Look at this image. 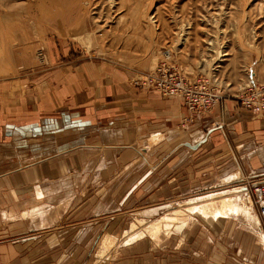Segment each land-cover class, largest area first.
I'll return each mask as SVG.
<instances>
[{"label":"crops","instance_id":"crops-1","mask_svg":"<svg viewBox=\"0 0 264 264\" xmlns=\"http://www.w3.org/2000/svg\"><path fill=\"white\" fill-rule=\"evenodd\" d=\"M101 70L75 77L76 92L66 100L63 96L61 102L52 101L50 108H41L44 98L39 100L34 105L40 107L39 122L32 117L30 97V106L25 108L31 116L25 113L16 126L1 123L5 106L7 115L16 118L12 116L15 100L10 93L7 100L1 97L6 92L0 87L2 221L21 220L23 213L34 208L44 209L36 216L40 217L53 205L52 200L70 206L63 220L71 222L60 229L40 234L29 230L0 241V264H90L97 247L91 252L96 223L83 219L87 212L80 215V206L94 211L99 203L96 193L112 189L114 181L119 189L132 182L130 191L121 196L115 209L110 208V200L102 203L104 213L96 218L99 222L113 223L125 214L152 216L175 199L200 192L220 179L264 176V114L253 117L238 102L223 100L208 114L179 127L192 116L180 100L163 98L155 90H136L125 80L111 77L105 68ZM215 123L219 126L213 129ZM152 189L155 192L150 194ZM146 190L149 194L143 208L118 212L123 201L133 203V195ZM37 202L39 207H34ZM111 224L104 231L111 230ZM255 224L262 227L257 217ZM204 237L211 246L200 248L198 254L166 256L155 247L154 260L151 247L137 243L120 247L114 263L105 259L98 264L263 262L262 239L252 230L206 233Z\"/></svg>","mask_w":264,"mask_h":264},{"label":"rangeland","instance_id":"rangeland-1","mask_svg":"<svg viewBox=\"0 0 264 264\" xmlns=\"http://www.w3.org/2000/svg\"><path fill=\"white\" fill-rule=\"evenodd\" d=\"M22 1L0 0V12L7 16L0 29L9 33L1 42L7 51L3 52L6 59L0 66V87L6 92L1 97L7 100L10 93L9 97L15 100L12 116L16 118L12 120L7 115L5 106L6 117L1 122L5 125L16 126L19 119L25 118V113L29 117L31 112L39 122L40 107L34 106L39 100L44 98L41 108L46 109L51 107L52 101L61 102L63 96L68 99V94L77 90L73 85L75 77H86L99 68H102L101 73L105 68L111 72V77L125 80L136 90H144L139 87L140 81L164 63L168 55L167 66L181 69L192 79L206 81L218 91V100L209 110L183 119L179 127L208 114L223 100L238 102L244 109L240 99L247 91L264 84V0H52L55 5H51L50 0ZM10 4L12 9L4 13L2 8ZM23 23L25 32L21 29ZM30 97L31 112L25 108L30 106L27 103ZM218 126L215 123L213 129ZM225 164L228 168L231 165ZM235 181L229 179L230 183H218L220 186L212 182L210 187L175 199L149 217L142 213L125 214L113 223L99 222L96 218L104 213L101 204L110 200V208L115 209L132 183L119 189L117 181L112 182V189L96 193L99 203L94 211L80 206V215L87 212L83 219H95L96 223L93 226L97 236L91 252L97 247L90 264L105 259L114 263L120 256V247L137 243L151 247L154 260L155 247H160L161 255L166 256L198 254L200 248L211 246L205 241L206 233L249 229L258 233L264 246V226L261 224L263 228H260L255 224L257 212H252L254 209L244 187L247 181L263 182L264 176ZM148 192L135 193L131 198L133 203L123 201L118 212L143 208ZM153 192L154 189L150 194ZM189 199H193L191 203H184ZM50 202L53 205L47 207L48 212L34 219L23 217L7 222L0 217V241L29 233V230L40 234L71 223L63 220L70 206ZM33 206L39 207V203ZM92 214L95 217L88 218ZM108 224L111 230L104 231ZM176 224H181L182 228ZM137 232L141 233L138 237ZM103 240L105 247L101 245ZM182 241L186 242L182 244Z\"/></svg>","mask_w":264,"mask_h":264},{"label":"built area","instance_id":"built-area-1","mask_svg":"<svg viewBox=\"0 0 264 264\" xmlns=\"http://www.w3.org/2000/svg\"><path fill=\"white\" fill-rule=\"evenodd\" d=\"M169 61L168 55L164 58V63L159 64L144 81H140L139 87L144 90L151 88L165 98H177L191 115L209 110L218 100V91L209 87L206 81L192 79L181 69L167 66L166 62ZM240 104L253 115L262 116L264 114V84L260 88L247 91L240 99ZM244 187L251 206L256 209L258 220L264 226V181L258 183L247 181Z\"/></svg>","mask_w":264,"mask_h":264},{"label":"bare ground","instance_id":"bare-ground-1","mask_svg":"<svg viewBox=\"0 0 264 264\" xmlns=\"http://www.w3.org/2000/svg\"><path fill=\"white\" fill-rule=\"evenodd\" d=\"M12 1V0H11ZM22 1V0H21ZM64 1H66V0H64ZM68 1H72V0H68ZM17 2V1H16ZM23 2V1H22ZM77 2V1H76ZM19 4V3H18ZM22 4V3H21ZM50 4L51 5H55V2L54 1H52V0H50ZM90 4V3H89ZM20 5V4H19ZM30 5V4H29ZM31 6H34V5H31ZM6 8H2V10H3V12L5 13L6 11H9V10H11L12 9V4H10V5H7V6H5ZM14 8V7H13ZM28 8H29V6H28ZM32 8V7H31ZM35 8V7H34ZM42 8V7H41ZM0 9H1V6H0ZM37 9V8H36ZM35 9V10H36ZM27 10H29V9H27ZM31 10V9H30ZM42 10V9H41ZM35 12V11H34ZM43 12V11H42ZM25 14H26V12H24ZM31 13H33V12H31ZM0 14H2L1 12H0ZM39 14V13H38ZM44 15L45 13H41V15ZM31 15V14H30ZM29 15V16H30ZM26 16V15H25ZM42 17V16H41ZM7 19V16L6 15H4V14H2V15H0V25L5 21ZM24 20H25V18H24ZM26 20H27V18H26ZM25 20V21H26ZM24 21V22H25ZM30 21H31V19H30ZM36 22V21H35ZM24 24V23H23ZM27 24V23H26ZM36 25H39V24H37L36 23ZM25 24L24 25H21V29H23V32H25ZM31 28V27H30ZM36 28V27H35ZM18 29V31L19 32H21V29L20 28H17ZM34 29V28H33ZM37 30V29H36ZM7 37H9V33L8 32H4V29H0V66H1V61H4L5 62V59H6V57L4 56V54H3V52H7L6 50H4L3 48L5 47L4 45H2V41L4 40V39H6ZM4 50V51H3ZM225 55V54H224ZM224 55H222V56H224ZM2 69V68H1ZM235 175V174H234ZM239 175V174H238ZM235 177H237V176H235ZM221 180V181H220ZM219 180V184L221 185L222 183H226V182H228L227 180H223V179H220ZM225 181V182H224ZM238 181V180H237ZM228 183H230V182H228ZM227 183V184H228ZM218 184V182L216 183V186H220ZM232 184V183H231ZM236 192L238 191V188H236V189H234ZM233 191V190H232ZM219 194V193H218ZM196 199V198H195ZM191 200H193V199H189V200H187L186 202H184V203H186V204H189V203H191L192 201ZM222 202H223V200H222ZM222 202H221V204H222ZM223 206H225V205H223ZM241 206V205H240ZM238 209V208H237ZM41 213H42V209H40V208H34L31 212H25V213H23L22 215H23V217H30V218H33V217H36V216H38V215H41ZM177 213H180L179 211L177 212ZM253 221V220H252ZM159 222H157V224H158ZM165 223V222H164ZM175 226H177L178 228H182V225L181 224H176ZM137 233H139V232H137ZM139 235H141V233H139L138 235H137V237L139 236ZM132 239H134V238H132ZM131 239V240H132ZM102 246H104L105 247V245H106V243H105V240H103L102 241V244H101Z\"/></svg>","mask_w":264,"mask_h":264}]
</instances>
